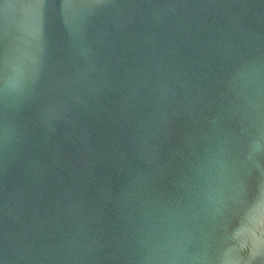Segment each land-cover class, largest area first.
<instances>
[{"label": "water", "instance_id": "obj_1", "mask_svg": "<svg viewBox=\"0 0 264 264\" xmlns=\"http://www.w3.org/2000/svg\"><path fill=\"white\" fill-rule=\"evenodd\" d=\"M0 264H264V0H0Z\"/></svg>", "mask_w": 264, "mask_h": 264}]
</instances>
